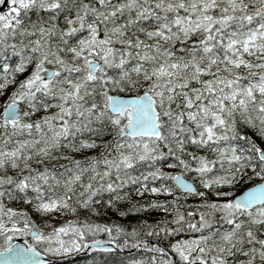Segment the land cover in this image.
Instances as JSON below:
<instances>
[{
	"label": "snow or ice",
	"instance_id": "6c2138e0",
	"mask_svg": "<svg viewBox=\"0 0 264 264\" xmlns=\"http://www.w3.org/2000/svg\"><path fill=\"white\" fill-rule=\"evenodd\" d=\"M0 6V264H264V0Z\"/></svg>",
	"mask_w": 264,
	"mask_h": 264
},
{
	"label": "flooded vegetation",
	"instance_id": "af4514ba",
	"mask_svg": "<svg viewBox=\"0 0 264 264\" xmlns=\"http://www.w3.org/2000/svg\"><path fill=\"white\" fill-rule=\"evenodd\" d=\"M103 239L104 237H100ZM136 252L135 250H130V249H125L122 253L117 251L116 253L113 254V259L116 261H119L121 259H126L131 256H135ZM91 254L85 252V253H80L76 257L73 258V264H89Z\"/></svg>",
	"mask_w": 264,
	"mask_h": 264
},
{
	"label": "water",
	"instance_id": "95a60500",
	"mask_svg": "<svg viewBox=\"0 0 264 264\" xmlns=\"http://www.w3.org/2000/svg\"><path fill=\"white\" fill-rule=\"evenodd\" d=\"M0 10H3V6H0Z\"/></svg>",
	"mask_w": 264,
	"mask_h": 264
},
{
	"label": "rangeland",
	"instance_id": "374dc122",
	"mask_svg": "<svg viewBox=\"0 0 264 264\" xmlns=\"http://www.w3.org/2000/svg\"><path fill=\"white\" fill-rule=\"evenodd\" d=\"M79 264H81V263H79Z\"/></svg>",
	"mask_w": 264,
	"mask_h": 264
}]
</instances>
